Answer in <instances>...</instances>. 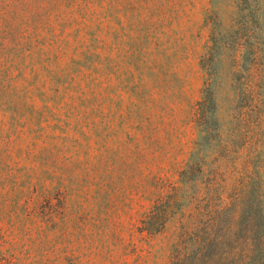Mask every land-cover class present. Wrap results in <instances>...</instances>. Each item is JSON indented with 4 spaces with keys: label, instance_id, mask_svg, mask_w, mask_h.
<instances>
[{
    "label": "rangeland",
    "instance_id": "rangeland-1",
    "mask_svg": "<svg viewBox=\"0 0 264 264\" xmlns=\"http://www.w3.org/2000/svg\"><path fill=\"white\" fill-rule=\"evenodd\" d=\"M211 21L224 99L248 79L264 0H0L4 257L166 264L169 233L136 227L193 150Z\"/></svg>",
    "mask_w": 264,
    "mask_h": 264
},
{
    "label": "trees",
    "instance_id": "trees-1",
    "mask_svg": "<svg viewBox=\"0 0 264 264\" xmlns=\"http://www.w3.org/2000/svg\"><path fill=\"white\" fill-rule=\"evenodd\" d=\"M256 21H248L252 30ZM211 22L200 57L207 79L189 116L196 130L193 150L178 184L156 179L158 193L136 229L149 237L169 233L166 264H264V39L249 35L248 79H228L222 99L214 79L222 42ZM242 46L237 42L234 51ZM15 259L0 251V264H18ZM53 261L76 264L57 258L30 264Z\"/></svg>",
    "mask_w": 264,
    "mask_h": 264
}]
</instances>
